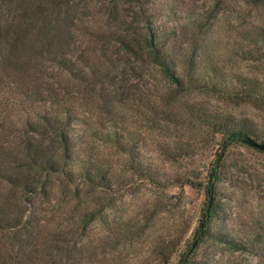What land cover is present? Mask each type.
I'll list each match as a JSON object with an SVG mask.
<instances>
[{
    "label": "rangeland",
    "instance_id": "374dc122",
    "mask_svg": "<svg viewBox=\"0 0 264 264\" xmlns=\"http://www.w3.org/2000/svg\"><path fill=\"white\" fill-rule=\"evenodd\" d=\"M109 7L108 0L92 1L75 13L77 45L94 47L88 33L100 27L119 36L129 26L142 33L149 22L177 71L194 54L192 76L212 89L178 88L147 57L118 54L115 65H101L108 78L96 76L101 81L75 94L70 165L97 159L112 182L103 188L50 178L52 195L37 209L51 219L55 238L70 241L71 257L62 263L180 264L187 257L186 264H264V151L242 141L224 147L215 128L246 120L264 142V97L251 95L264 88V7L250 0H139L119 4L120 19L110 24ZM215 164L224 173L212 230L228 241L196 244Z\"/></svg>",
    "mask_w": 264,
    "mask_h": 264
},
{
    "label": "trees",
    "instance_id": "16d2710c",
    "mask_svg": "<svg viewBox=\"0 0 264 264\" xmlns=\"http://www.w3.org/2000/svg\"><path fill=\"white\" fill-rule=\"evenodd\" d=\"M92 1L103 0H0V264H64L65 255L71 257L70 241L55 238V231H49L51 219L43 218L37 209L38 201L52 195V176L103 188L112 182L109 169L97 159L82 158L75 160L76 168L70 165L75 157L71 130L77 120L73 97L101 81L94 80L96 76H110L102 74L101 65H115L112 59L118 54L145 56L178 88L188 84L191 90L212 89L192 76L194 54L183 57V73L177 71L173 56L160 45L149 22L142 33L129 26L119 36H108L100 27L88 33L94 47L87 49L84 40L77 45L74 15ZM108 1L112 7L104 22L110 24L120 19L115 11L119 4L139 0ZM250 1L264 7V0ZM116 44L117 49L111 50ZM11 90L14 95L5 96ZM251 91L264 97L262 86ZM16 110L21 116H16ZM215 128L224 137V147L247 139L264 143L253 137L257 130L246 120L232 118ZM223 173L219 164L210 169L209 197L196 228V244L206 239L228 241L212 230L222 207L218 184ZM59 241L63 244L58 246ZM186 263L187 257L180 264Z\"/></svg>",
    "mask_w": 264,
    "mask_h": 264
},
{
    "label": "water",
    "instance_id": "95a60500",
    "mask_svg": "<svg viewBox=\"0 0 264 264\" xmlns=\"http://www.w3.org/2000/svg\"><path fill=\"white\" fill-rule=\"evenodd\" d=\"M247 144L264 151V143L257 142L253 139H247Z\"/></svg>",
    "mask_w": 264,
    "mask_h": 264
}]
</instances>
